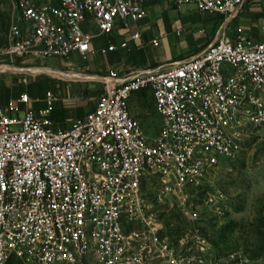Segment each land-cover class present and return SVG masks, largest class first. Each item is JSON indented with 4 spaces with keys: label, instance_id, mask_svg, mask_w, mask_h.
Instances as JSON below:
<instances>
[{
    "label": "built area",
    "instance_id": "obj_1",
    "mask_svg": "<svg viewBox=\"0 0 264 264\" xmlns=\"http://www.w3.org/2000/svg\"><path fill=\"white\" fill-rule=\"evenodd\" d=\"M150 1L5 0L0 73L84 56L117 22L142 19ZM168 1L221 19L200 52L165 68L109 70L94 108L65 129L51 126V90L38 109L26 92L0 102V264H203L200 235L174 244L158 212L215 188L213 170L264 128V41L240 26L226 32L244 0ZM140 93L161 119L153 136L129 111Z\"/></svg>",
    "mask_w": 264,
    "mask_h": 264
},
{
    "label": "crops",
    "instance_id": "obj_2",
    "mask_svg": "<svg viewBox=\"0 0 264 264\" xmlns=\"http://www.w3.org/2000/svg\"><path fill=\"white\" fill-rule=\"evenodd\" d=\"M180 5L168 0L148 2L142 19L117 22L111 34L93 38L90 52L84 56L72 52L56 60L53 66L43 62L15 64V68L0 73V102L26 92L31 107L38 109L44 106V92L51 90L57 98L49 116L51 126L53 129L68 128L74 120L94 108L98 95L109 80V70L122 75L129 70L165 68L200 52L216 37L221 23L219 17L206 13L214 21L210 23L213 26L209 35L203 23L202 27L191 29L190 10L184 12ZM236 26L242 28L249 40L264 41V0H244L228 23L226 32L229 36L233 35ZM135 31L139 33V38L133 40L130 35ZM152 40L157 41L156 45L152 44ZM122 41H127L128 46L118 47ZM110 44L117 48L100 51ZM74 58L80 59V62ZM32 68L39 70L31 72ZM26 74L38 76L30 80ZM13 75L20 77L13 79ZM147 96L149 94L140 93L136 94V101H132V97L129 100V111L138 120L145 118L149 109L155 111L151 98L149 106Z\"/></svg>",
    "mask_w": 264,
    "mask_h": 264
},
{
    "label": "rangeland",
    "instance_id": "obj_3",
    "mask_svg": "<svg viewBox=\"0 0 264 264\" xmlns=\"http://www.w3.org/2000/svg\"><path fill=\"white\" fill-rule=\"evenodd\" d=\"M179 8L184 12L190 10L191 29L202 27L203 23L211 35L213 25L210 23L214 21L207 17L209 15L192 5L181 4ZM5 15L6 2L0 0V45L7 31ZM56 60L59 59L31 62L53 66ZM13 76V79L20 77ZM35 76L38 75L26 74L30 80ZM131 100L136 101V94ZM147 102L149 106L152 104L149 96ZM144 117L139 118V122L145 133L155 135L160 127V116L149 109ZM211 177L215 188L196 194L187 206L177 199L170 200L164 210L158 212L163 223L174 227L168 228L171 242L175 244L183 234L196 232L205 244L203 264H264V128L253 130L238 156L217 166ZM8 264L19 262L13 259Z\"/></svg>",
    "mask_w": 264,
    "mask_h": 264
},
{
    "label": "trees",
    "instance_id": "obj_4",
    "mask_svg": "<svg viewBox=\"0 0 264 264\" xmlns=\"http://www.w3.org/2000/svg\"><path fill=\"white\" fill-rule=\"evenodd\" d=\"M6 16V24H7V15H5ZM16 260L17 262H19V264H22L21 263V261L18 259V258H16V257H14V256H11L8 260H7V262L5 263V264H8L11 260Z\"/></svg>",
    "mask_w": 264,
    "mask_h": 264
},
{
    "label": "bare ground",
    "instance_id": "obj_5",
    "mask_svg": "<svg viewBox=\"0 0 264 264\" xmlns=\"http://www.w3.org/2000/svg\"><path fill=\"white\" fill-rule=\"evenodd\" d=\"M32 72L33 71H35V72H37L38 70H39V68H32V69H30ZM37 70V71H36ZM43 70V69H42ZM41 71V70H40ZM48 71V70H47Z\"/></svg>",
    "mask_w": 264,
    "mask_h": 264
}]
</instances>
